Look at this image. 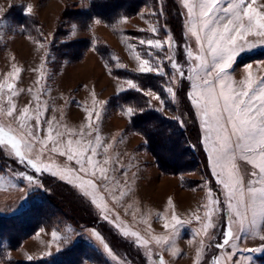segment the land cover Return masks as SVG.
<instances>
[{
  "label": "rangeland",
  "instance_id": "1",
  "mask_svg": "<svg viewBox=\"0 0 264 264\" xmlns=\"http://www.w3.org/2000/svg\"><path fill=\"white\" fill-rule=\"evenodd\" d=\"M231 2L221 0L218 7ZM248 3L264 14V0ZM215 15L225 16L219 11ZM198 23L197 15L189 18L183 0H0V127L32 143L24 162L10 145H0L5 165L0 166V214L28 208L27 224L38 222L27 236L19 230L24 225L17 224L13 232L17 235L8 230L5 237L0 234V264L49 258L70 248H75L70 253L75 264H160L161 260L214 264L217 258L221 264H231L229 254L239 264H264V250L245 251L264 249L259 238L264 235V217L256 216L252 225L250 214L241 222L229 210L226 189L209 163L202 113L189 95L194 81L188 77L198 61L187 51L208 60L204 71L212 65L203 34V50L191 35L190 26ZM141 40H159L162 47L142 45ZM237 52L226 69L227 82L240 90L251 78L259 93L264 37L246 35L238 41ZM168 57L179 65L183 77ZM141 59L163 72L141 73ZM16 68L21 71L16 73ZM128 81L137 87L130 88ZM8 84H13L15 96ZM25 108L30 120L22 117ZM128 108L133 109L131 115ZM26 125L45 143L33 142ZM50 132L62 150L69 139L74 149L96 147L94 164L106 169L110 179H98L99 171L95 177L80 173L79 178L61 172L79 166L66 155L51 152ZM188 135L196 141L199 137L203 161L196 141L187 143ZM37 157L49 171L36 172L27 164L28 158ZM235 164L237 177L247 188L256 169L239 156ZM82 179L94 180L98 188L82 184ZM56 180L68 185L64 192L68 205L63 204L69 207L64 208L67 214L73 208L70 218L59 205L55 208L48 202ZM40 200L39 208L34 207ZM217 200L218 205L213 203ZM81 210L84 213H78ZM54 212L56 216H49ZM90 220H95L93 225H87ZM228 230L233 238L218 248ZM12 235L21 237L15 247L8 244Z\"/></svg>",
  "mask_w": 264,
  "mask_h": 264
},
{
  "label": "snow or ice",
  "instance_id": "2",
  "mask_svg": "<svg viewBox=\"0 0 264 264\" xmlns=\"http://www.w3.org/2000/svg\"><path fill=\"white\" fill-rule=\"evenodd\" d=\"M255 0H253V3ZM184 6L187 8L189 18L195 14L198 17L199 23L190 26L191 35L195 37L198 46L203 50V37L207 40L208 54L212 57L211 68L207 71L204 69L208 66V60L203 55H194L191 50L187 51V56L190 59L198 61L196 67L192 69L193 75L189 76L194 82L192 84V92L189 94L193 105L202 113V127L205 131L204 143L208 146L209 163L217 175L219 183L226 189V196L229 200L228 208L234 211L235 216L243 222L249 216L252 217L251 223L255 225V217H264V81L261 82L259 93L256 92L254 82L251 78L243 83V87L237 90L232 84L227 82L226 69L231 66L235 59L237 52L238 41L243 40L246 35L254 34L264 37V14L258 13L251 3L246 5V0H234L226 7L219 8L221 0H183ZM31 12V8L27 9ZM223 12L225 16L217 17L215 14ZM226 21V22H225ZM99 23V21H97ZM155 33L156 29L153 28ZM171 44V38H169ZM143 45L147 43L152 48H161V41L148 40L145 42L141 40ZM243 46H240V51H243ZM139 59V57H137ZM172 67L179 72L183 77L184 73L179 65L172 59ZM21 70L15 69L16 73ZM139 71L141 73L157 71L163 72V68H154L149 60L141 59ZM203 72V75H201ZM175 81V77H173ZM130 88H136V84L128 81ZM217 87L219 91H217ZM3 86L0 85V89ZM7 88L11 91L12 96L16 95L13 90V84H8ZM172 92V88L167 89ZM152 95V93H148ZM159 99V97H156ZM11 103V99H9ZM128 114L133 113L132 108H128ZM28 109L25 108L22 117L25 120H30L31 117L27 115ZM8 115H12V110L8 111ZM28 128L27 136L33 142L45 143L38 141L36 134L32 131L31 125H26ZM36 131H40V113L37 111L36 116ZM60 134L57 133V136ZM97 139L99 137L97 136ZM48 141L53 142L51 152L59 153L61 156H67L68 161H75L78 168H62L61 172L69 176L79 178V174L83 173L85 176L91 175L95 177L99 171L98 179L109 180L107 170L104 168H97L94 164L93 156L97 154L96 147L86 145L83 148L74 149L72 147L73 141H67L66 149L61 148V145L49 133ZM80 145V141H75ZM0 145H5L14 150L15 156L21 161H25V152L31 151L32 143L28 140L17 139L12 135L5 133L3 127H0ZM92 155H87L88 152ZM241 158L247 161L256 169L252 173L254 180L249 181L247 188L243 187L241 180L237 177L236 159ZM27 164L31 166L36 172L49 171V165H41L40 158H28ZM107 163V161H105ZM219 169V171H216ZM56 174V173H53ZM223 177V178H221ZM30 182L33 181L32 176L25 177ZM71 182V181H70ZM82 184L87 185L92 189H97L94 180H83ZM255 185H261L256 187ZM85 195H92L91 192H85ZM235 201V204L233 203ZM93 203L96 199L93 198ZM213 203L219 204V201ZM218 209H214L216 211ZM210 219L211 214L206 213ZM107 219V217H105ZM172 219L180 224L181 221L173 215ZM199 219V217H197ZM167 227V225H165ZM206 228L208 225L205 226ZM243 230V226L241 228ZM132 235H136L132 233ZM55 239L56 234L53 233ZM223 243L217 245L218 248H224L230 243L233 238L231 230L224 232ZM237 239L239 237H236ZM264 241V235L260 237ZM97 239L100 237L97 236ZM101 243L103 241L101 240ZM107 248V245H105ZM264 249L249 248L245 249L248 252L260 251ZM199 255V253H197ZM234 254H229L227 260L231 264H239L233 259ZM31 259V257H29ZM163 264V260L160 261ZM214 264H221L220 259L217 258Z\"/></svg>",
  "mask_w": 264,
  "mask_h": 264
},
{
  "label": "trees",
  "instance_id": "3",
  "mask_svg": "<svg viewBox=\"0 0 264 264\" xmlns=\"http://www.w3.org/2000/svg\"><path fill=\"white\" fill-rule=\"evenodd\" d=\"M186 141L188 144H190V143L194 144L193 142L196 140H194V138L191 135H188L186 137ZM196 143H197L198 148L200 149L201 161H203L205 158V153L201 147L199 137L197 138ZM197 158H200V156L197 155ZM3 159L4 158L0 155V166H4V168H5V165L3 164V161H2ZM53 184H55L56 189L54 190L53 195H50L47 197L48 202H50L52 204L55 203L54 204V205H56L55 208H57V206L59 205L58 207H60L61 211L64 212V216H67V215H70L71 213H74L73 208L69 209L70 214H67L66 210L64 209L68 205V203H66V198L64 195V192L68 191V185L66 183L60 181V180H56L55 182H53ZM59 185L62 186L64 189L58 188L57 186H59ZM62 191H63V194L61 193ZM41 202H43V200H40L37 204H34V207L36 205H38V208H39V204H41ZM68 208H66V209L68 210ZM46 209H48V208L46 207ZM84 211L85 210H81V211H78V213H84ZM45 212H46V210H45ZM54 214H55V212L50 214L49 216H53ZM61 214L63 215V213H61ZM29 215L30 214L28 213V208H24L21 211L16 212V213L0 214V234L4 235L3 237L6 236L5 234H9V233L14 234L13 232L15 231V225L17 224L19 227L24 225L22 228H19V230H20V232H24V234L27 236V234H29L31 231H33V229L35 227H37V223H38L37 222V223L27 224ZM54 216H56V215H54ZM67 218H70V216H67ZM47 219H49V218H47ZM47 219H45V220H47ZM82 220H84V219H82ZM94 221L95 220H90V221H87L86 223H87V225H93ZM47 223H48V221H47ZM7 230L9 231V233H7ZM14 235H17V234H14ZM3 237H1V235H0V238H3ZM12 238L13 239H11V237H10V239L8 238V241H9L8 244L10 245V247H15L17 245L18 241L21 240L20 239L21 237L19 236V237L15 238V236L13 237V235H12ZM18 238H19V240L17 241ZM73 249H75V248H73ZM73 249L70 248V249L65 250L64 252L61 251L58 254H56L52 257H49V258L28 260V261H25V262H22L19 264H75V262H76L75 258L70 255V253ZM74 252H75V250H74Z\"/></svg>",
  "mask_w": 264,
  "mask_h": 264
},
{
  "label": "crops",
  "instance_id": "4",
  "mask_svg": "<svg viewBox=\"0 0 264 264\" xmlns=\"http://www.w3.org/2000/svg\"><path fill=\"white\" fill-rule=\"evenodd\" d=\"M252 80V79H251Z\"/></svg>",
  "mask_w": 264,
  "mask_h": 264
}]
</instances>
